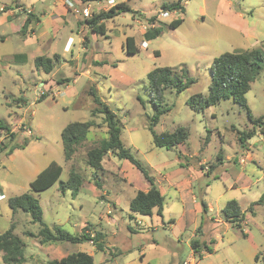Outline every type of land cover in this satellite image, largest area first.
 <instances>
[{"label":"rangeland","instance_id":"374dc122","mask_svg":"<svg viewBox=\"0 0 264 264\" xmlns=\"http://www.w3.org/2000/svg\"><path fill=\"white\" fill-rule=\"evenodd\" d=\"M124 1L133 11L106 20V34L82 23L84 7L93 14ZM176 1L0 0V10L7 8L0 11V120L17 133L13 144L18 146L9 153V144L0 153V234L14 224L25 242L24 264H49L78 251L92 254L95 264H264V201L259 202L264 195V134L258 129L245 147L238 137V130L253 127L248 108L255 117L264 114V66L246 93L248 108L232 99L205 110L188 103L193 94L208 95L216 56L252 48L264 52V0H183L184 12L165 16L162 4ZM30 12L40 21L34 19L23 31ZM153 16L163 31L145 40ZM175 18L183 22L171 28ZM128 36L135 37L139 52H127ZM41 55L53 60L50 73L37 66ZM165 66L179 72L186 67L195 80L180 93H163V106L171 110L161 115L155 130L184 126L189 133L184 143L171 148L157 146L150 130L156 108L148 73ZM92 89L121 119L123 142L155 177L165 196L162 214L131 210V199L150 183L130 161L109 153L98 173L87 163L88 150L108 136L103 116H92ZM92 118L98 125L66 161L63 129ZM0 134V143L10 142L7 130ZM26 139L29 144L23 146ZM52 161L63 166V173L52 187L35 194L44 221L72 234L89 223V232L105 234L103 250L90 240L42 244L40 223L9 206L8 200L30 191L31 182ZM73 170L83 182L75 196L59 188ZM231 200L246 213L241 226L228 221L223 211ZM196 238L203 257L192 247ZM2 256L0 252V260Z\"/></svg>","mask_w":264,"mask_h":264},{"label":"trees","instance_id":"16d2710c","mask_svg":"<svg viewBox=\"0 0 264 264\" xmlns=\"http://www.w3.org/2000/svg\"><path fill=\"white\" fill-rule=\"evenodd\" d=\"M83 3H91L103 0H80ZM183 0H178L172 3L164 2L162 10L169 12H184L185 6ZM7 8L0 10L6 11ZM133 11L131 6L126 2L116 3L107 10H101L93 13L91 16H84L88 27L95 33L106 34L107 27L105 21L116 17L122 12ZM0 12V13H1ZM84 15V14H83ZM34 19L39 20L37 15L30 12L23 24V31H27ZM156 16L149 19L151 24L156 21ZM183 22V18H175L170 23L171 28H177ZM81 23V22H80ZM163 31V26H150L144 33L145 40L157 38ZM125 48L128 53L135 54L139 52L135 37L128 36L126 39ZM157 55L159 53H156ZM37 66H43L47 73H50L54 68L53 60L47 56L36 57ZM264 66V52L260 48H252L243 51L224 52L214 58L211 74L212 79L209 86V93L204 96L202 93L193 94L188 103L194 110H205L211 105L218 104L221 100L232 99L234 102L247 106L248 102L246 93L251 89V84L255 80L258 72ZM149 90L152 94V100L156 108V113L151 118L150 130L154 138V143L160 147L171 148L173 146L184 143L188 138V130L184 126L177 127L173 132L158 133L155 126L159 123L162 114L171 110L169 106H163L164 95L167 89H175L178 93L187 89L195 80L189 75V70L182 67L181 71L176 68L165 66L152 69L148 73ZM96 106L92 109V116H103V121L108 127V136L102 138L96 146L90 148L87 152V163L98 171L103 170L104 157L113 153L120 159L130 161L149 181L150 186L147 190H139L130 201V208L133 212L143 215H152L157 209L159 214H162L164 208L165 196L157 187L155 177L150 174L149 169L132 153L131 148L127 147L122 140V121L118 115L111 110L98 94L96 89L91 90ZM248 115L253 123V127L243 131L238 130L239 141L242 146H246L248 141L259 131L264 134V114L255 117L248 108ZM94 118L87 121L70 122L62 131L61 139L65 160L69 161L73 158L80 146L87 138L92 128L97 126ZM0 129L7 130L10 136V142L0 143V153L8 149L11 144L9 153H12L17 145L13 144L17 133L3 121L0 120ZM1 136V134H0ZM29 144V139L24 141L23 146ZM63 173V166L56 161H52L44 168L37 177L31 182V190L20 195L11 197L8 200L9 206L13 212L23 210L32 216L34 223H40L41 228L38 236L41 237L42 244L48 242H71L81 243L87 240L93 241L101 250L105 247V234L101 231H95L92 235L89 232L92 227L90 224L84 227L80 234H72L66 231L60 225L50 227L44 221V210L39 198L35 195L41 191L47 190L58 182ZM82 176L71 171L69 178L66 181L61 180L59 188L65 193L67 190H72L75 196L79 193L82 186ZM264 201V195L259 202ZM253 209V207L251 208ZM224 213L228 221L235 222L241 226L242 221L246 219V213L242 211L237 200H231L224 208ZM32 233V232H31ZM30 233V234H31ZM198 233L201 230L198 229ZM33 235V233L31 234ZM213 243V242H212ZM24 246L23 239L14 232V224L0 234V252H3L0 264H24ZM207 253H212L214 249L204 243ZM192 247L195 252H199V256L203 257L204 253L200 251L201 241L196 238L192 240ZM258 258V256H257ZM49 264H95L92 254L78 251L69 253L62 258L50 260Z\"/></svg>","mask_w":264,"mask_h":264},{"label":"built area","instance_id":"2783aa9c","mask_svg":"<svg viewBox=\"0 0 264 264\" xmlns=\"http://www.w3.org/2000/svg\"><path fill=\"white\" fill-rule=\"evenodd\" d=\"M78 10H79V9H76V12H78ZM82 13L84 14V16H87V17L92 15L91 12H89V10H88L87 7H84V8L82 9ZM170 13H171V12H169V11H164V15H165V16H168Z\"/></svg>","mask_w":264,"mask_h":264},{"label":"crops","instance_id":"0c3cea01","mask_svg":"<svg viewBox=\"0 0 264 264\" xmlns=\"http://www.w3.org/2000/svg\"><path fill=\"white\" fill-rule=\"evenodd\" d=\"M37 17H38V16H37ZM38 19H39L38 21H40V18H39V17H38ZM24 22H25V21H24ZM23 24H24V23H23ZM33 31H34V30H33ZM91 234H92V233H91ZM94 234H95V232H94L92 235H94ZM195 264H197V263H195Z\"/></svg>","mask_w":264,"mask_h":264}]
</instances>
